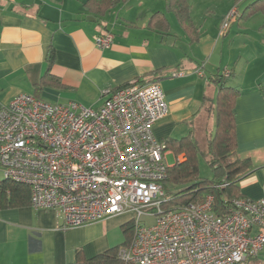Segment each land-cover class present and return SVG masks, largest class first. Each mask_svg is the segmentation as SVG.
I'll return each instance as SVG.
<instances>
[{
  "label": "crops",
  "instance_id": "0c3cea01",
  "mask_svg": "<svg viewBox=\"0 0 264 264\" xmlns=\"http://www.w3.org/2000/svg\"><path fill=\"white\" fill-rule=\"evenodd\" d=\"M85 1L0 0V108L21 93L37 94L53 48L50 72L60 84L54 80L43 87L40 99L54 104L77 101L99 109L103 90L157 79L169 113L155 125L156 138L166 142L194 132L199 143L206 144L215 129L211 101L218 86L212 77L228 69V85L240 91L234 110L235 157L249 158L256 167L239 183L240 192L252 199L264 197V15L240 19L256 0H229L225 5L213 0L207 6V0H188L199 32L194 42L167 11L168 0H128L100 19L88 14ZM232 8L240 15L221 35ZM156 12L165 14L169 33L149 27ZM108 31L114 34L113 43L100 48L96 37ZM129 221V215H117L64 230L55 210H36L31 204L2 209L0 264H74L79 250L92 258L121 245L122 226Z\"/></svg>",
  "mask_w": 264,
  "mask_h": 264
},
{
  "label": "built area",
  "instance_id": "2783aa9c",
  "mask_svg": "<svg viewBox=\"0 0 264 264\" xmlns=\"http://www.w3.org/2000/svg\"><path fill=\"white\" fill-rule=\"evenodd\" d=\"M232 8L221 35L239 17ZM110 31L96 44L109 48ZM203 75L200 69L197 71ZM230 77L231 71L223 72ZM99 109L48 103L21 93L0 108V171L31 188V206L55 210L62 229L129 215L133 236L119 251L126 264H248L264 252V197L241 196L230 213L211 196L171 210L163 182L168 150L155 125L169 113L160 83L137 81L102 91ZM150 219V221H147Z\"/></svg>",
  "mask_w": 264,
  "mask_h": 264
},
{
  "label": "trees",
  "instance_id": "16d2710c",
  "mask_svg": "<svg viewBox=\"0 0 264 264\" xmlns=\"http://www.w3.org/2000/svg\"><path fill=\"white\" fill-rule=\"evenodd\" d=\"M128 0H86L85 7L90 16L100 19L108 11ZM167 11L173 13L187 36L192 42L197 41L199 32L190 16L188 0H168ZM264 15V0H256L247 7L240 19H249L253 15ZM149 27L161 33L170 32V24L162 12L154 13L149 21ZM55 61V51L50 48L48 63L49 70L37 84V98L40 90L51 85L52 81L60 84L54 78L50 68ZM218 86V94L211 101L215 113V129L207 136L206 144L197 140L195 133L176 139L170 138L165 142L167 150H171L176 157L183 155L182 160H176L168 168V179L163 182L167 200L163 205L165 210H171L190 203H201L206 197L213 198L212 209L220 216H227L233 201L241 197L239 183L256 167L249 158L235 157L237 151V133L235 105L240 91L228 85V79L223 73L212 77ZM140 84L158 82L157 79L149 81L137 80ZM200 158H204L212 171V178L200 176ZM31 188L28 185L13 182L8 179L0 180V210L31 204ZM125 241L92 258H86L81 250L77 251L74 264H126L119 257L121 248L130 244L133 236V222L129 221L122 226ZM248 264H260L255 259H250Z\"/></svg>",
  "mask_w": 264,
  "mask_h": 264
},
{
  "label": "rangeland",
  "instance_id": "374dc122",
  "mask_svg": "<svg viewBox=\"0 0 264 264\" xmlns=\"http://www.w3.org/2000/svg\"><path fill=\"white\" fill-rule=\"evenodd\" d=\"M228 1L229 0H223L222 3H224V5H225V3ZM209 2H211V4L215 3L213 0H207L206 2H204V6H207ZM221 4L220 3L218 4L219 7L221 6ZM170 18H171V21L173 22V25L178 26L177 21L174 18V16L170 15ZM236 27H237V25L235 26V28ZM227 41H228V39H227ZM231 83H232V80L228 79V84H231ZM167 161H168L169 165H172L176 162V156L173 152L169 153V155H167ZM200 176H201V178H206V179L207 178L211 179L213 176L212 171H211L210 167L208 166V164L204 158H200ZM2 179H4V174H3V172L0 171V180H2ZM147 221H150V219H148ZM259 261H260V264H264V252L259 256Z\"/></svg>",
  "mask_w": 264,
  "mask_h": 264
}]
</instances>
